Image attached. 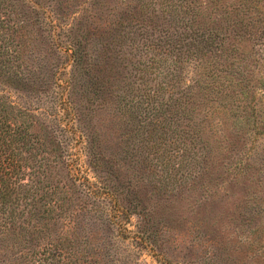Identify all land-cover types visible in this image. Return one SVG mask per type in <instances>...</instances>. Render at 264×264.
<instances>
[{"label":"rangeland","instance_id":"rangeland-1","mask_svg":"<svg viewBox=\"0 0 264 264\" xmlns=\"http://www.w3.org/2000/svg\"><path fill=\"white\" fill-rule=\"evenodd\" d=\"M153 1L160 10L177 2ZM137 4L0 0V65L19 41L11 66L29 81L8 86L0 77V97L29 113L48 144L61 141V179L91 185L89 197L71 190L72 208L83 241L106 264H264V132L255 130L264 120V4L244 40L248 52L241 43L232 59L233 70L254 72L252 95L231 99L225 116L215 104L191 118L184 98L174 101L200 66L160 49L147 54L163 62L159 72L136 69L148 59L126 22ZM70 44L85 53L79 64ZM256 155L260 170L248 171L260 180L245 188L248 174L236 165L253 167Z\"/></svg>","mask_w":264,"mask_h":264},{"label":"trees","instance_id":"trees-1","mask_svg":"<svg viewBox=\"0 0 264 264\" xmlns=\"http://www.w3.org/2000/svg\"><path fill=\"white\" fill-rule=\"evenodd\" d=\"M259 4H264V0H177L175 5H166V9L160 10L153 0H138L137 6L128 11L126 22H134L137 27L148 59L136 69L159 72L163 62L151 55L160 49L176 52L175 63L194 64L200 66V71L177 93L179 98L174 103L178 105L183 97V111L188 112L190 118L214 108L215 104L225 116L234 111L231 99L253 93L254 72L245 75L238 69L233 70L232 59L241 43L242 52H248L244 51V40H249L247 37L255 22L259 24L253 18L254 11L256 14L260 10ZM4 15L0 14V23ZM19 46L17 41L15 50L7 48L6 44L3 47L11 56L7 64L0 65V77L8 86L14 82L18 85L29 82L26 74L14 71L11 66L13 58L20 55ZM70 47L74 64H79L85 53L76 52L75 45L70 44ZM148 53L151 55L147 56ZM261 86L264 88V83ZM220 97L223 101L218 100ZM246 109L251 110L253 117L255 107L245 105L242 111ZM30 118L24 109L0 97V264H106L104 257L96 255L98 249L83 241L85 236L76 226V212L72 208L71 190L76 186L79 190L83 188L84 195L89 197L94 195L91 185L77 182L69 173L65 179L55 173L62 165L67 166L61 141L54 137L53 143L48 144L32 130ZM255 127L258 133H263L264 120L257 121ZM158 128L163 129L164 125L159 123ZM157 129H152V136ZM153 147L159 149L155 140ZM259 162L256 155L255 166L247 162L236 165L238 170L243 169V173L248 174L244 176L245 188L248 180L257 174L249 175L248 169L259 172Z\"/></svg>","mask_w":264,"mask_h":264}]
</instances>
